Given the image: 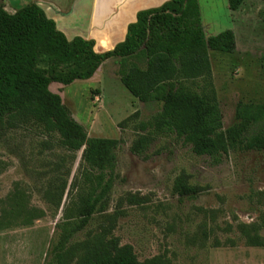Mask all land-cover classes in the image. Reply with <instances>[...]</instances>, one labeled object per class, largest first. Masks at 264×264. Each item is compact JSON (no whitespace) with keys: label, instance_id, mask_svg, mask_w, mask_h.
<instances>
[{"label":"rangeland","instance_id":"374dc122","mask_svg":"<svg viewBox=\"0 0 264 264\" xmlns=\"http://www.w3.org/2000/svg\"><path fill=\"white\" fill-rule=\"evenodd\" d=\"M198 2L206 38L228 30L236 37L234 55L210 52L209 81L188 84L198 92L213 85L227 130L236 124L239 103H264V2L246 0L235 13L227 0ZM117 72L111 60L88 81L51 86L56 94L55 87L61 89L63 103L88 138L119 142L109 209L71 245L106 228L122 245L132 246L141 262L166 256L170 264H264V248L248 245L244 236L256 228L264 237V152L231 153L218 165L196 156L176 136L153 130L160 108L132 97ZM147 134L153 137L148 152L132 154L133 142ZM59 139L26 127L0 131V202L18 184L40 210L31 226L0 232V264H56L58 226L76 214L71 186L80 177L82 157V151L70 155ZM180 175L199 191L197 197L181 200L174 194ZM130 195L147 203L131 206Z\"/></svg>","mask_w":264,"mask_h":264},{"label":"trees","instance_id":"16d2710c","mask_svg":"<svg viewBox=\"0 0 264 264\" xmlns=\"http://www.w3.org/2000/svg\"><path fill=\"white\" fill-rule=\"evenodd\" d=\"M227 1L232 13L246 2ZM236 49L231 30L206 38L198 0H170L139 12L125 41L104 54L95 53L93 41L69 42L36 3L10 14L5 0H0V131L39 129L48 136L58 135L70 155L82 151L80 177L71 186L76 192V214L74 221L68 218L58 226L62 233L52 251L56 264H170V260L156 256L141 262L132 246L122 245L106 228L71 245L95 216L109 209L119 142L88 138L51 86L88 81L103 63L114 60L120 82L132 97L150 109L160 108L153 130L176 136L196 156L218 165L231 153L264 152V103H239L236 124L224 130L213 85L200 92L188 86L211 79L210 52L231 56ZM142 129L147 131L145 126ZM152 143L151 135L140 136L131 152L143 157ZM173 190L181 200L199 194L185 175L176 178ZM27 196L16 184L0 202V232L31 226L39 218L40 210L31 206ZM127 203L141 207L147 200L130 195ZM244 236L248 245L264 248L258 229L247 230Z\"/></svg>","mask_w":264,"mask_h":264},{"label":"crops","instance_id":"0c3cea01","mask_svg":"<svg viewBox=\"0 0 264 264\" xmlns=\"http://www.w3.org/2000/svg\"><path fill=\"white\" fill-rule=\"evenodd\" d=\"M169 1L5 0V5L6 11L13 14L36 3L69 42L76 38L93 41L95 53L104 54L125 41L128 27L136 23L139 12L159 8ZM55 89L60 95L61 89Z\"/></svg>","mask_w":264,"mask_h":264}]
</instances>
